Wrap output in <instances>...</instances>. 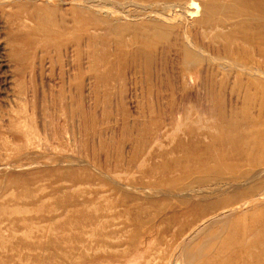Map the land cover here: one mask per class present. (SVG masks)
Masks as SVG:
<instances>
[{
  "label": "rangeland",
  "instance_id": "obj_1",
  "mask_svg": "<svg viewBox=\"0 0 264 264\" xmlns=\"http://www.w3.org/2000/svg\"><path fill=\"white\" fill-rule=\"evenodd\" d=\"M61 1L67 9L70 0ZM253 17L246 19L262 16ZM57 20L41 1L0 0V218L31 220L0 246V264H187L175 257L181 240L230 209L224 202L242 189L214 187L246 182L205 172L184 178L190 154L178 147L199 121L260 118L264 79L226 66L236 59L217 51L226 42L213 44V34L203 41L193 33L224 67L208 56L187 75L181 55L161 46L151 62V50L73 53L55 37ZM232 30L223 27V35ZM246 170L251 178L264 165ZM253 187L263 189L264 179L243 191ZM256 225L197 236L192 250L204 256L194 264H264V239L252 240Z\"/></svg>",
  "mask_w": 264,
  "mask_h": 264
},
{
  "label": "bare ground",
  "instance_id": "obj_2",
  "mask_svg": "<svg viewBox=\"0 0 264 264\" xmlns=\"http://www.w3.org/2000/svg\"><path fill=\"white\" fill-rule=\"evenodd\" d=\"M37 1L49 8L51 16L58 15L55 37L64 41L67 49L73 53L114 51L117 54L135 53L141 56L144 51L151 50V62L154 50L161 46L164 51H177L182 57L186 74L195 75L208 63L209 58L211 63L224 65L220 60L211 58L194 40L193 33L199 32L203 41L213 34V44L224 39L226 43L217 51L223 50L236 59L226 66L236 69L242 75L264 79V71L261 69L264 66V0H233L229 5H225L223 0H70L67 9L66 3L61 0ZM220 15L223 18H218ZM253 16L263 18L254 21L246 19ZM197 21L198 25H195ZM229 25L233 26V30L224 36L223 27ZM236 37L242 40V44L236 43ZM108 42L114 43L113 49L107 45ZM256 82L258 80L253 79L251 83ZM259 115L260 118H245L247 123H240L235 117L227 119L222 116L215 127H206L199 121L197 126L189 128L188 143H180L178 148L190 154L187 155L190 164H186L184 178L196 172H205L214 174L219 181L224 175H231V182L245 180L246 183L238 186L226 183L214 187L213 192L226 190L232 193L234 189H242L236 200L224 202L230 209L202 221L198 227L200 231L196 228L181 240L176 259L180 257L187 264L201 261L204 256L201 248L199 252L192 250L194 248L191 243L197 236L217 226L223 230L231 227L237 230L248 221L256 222L258 227H253L258 230L252 240L257 243L259 238L264 239V188L253 187L243 191L248 183L263 180L264 171L253 172L251 178L250 171H241L243 167L253 170L264 165V111ZM204 137L212 139L211 143H206ZM237 200L240 202L233 207ZM252 209L256 210L247 220H235L237 216H244ZM30 222L27 217L19 220L0 218V246L13 242L17 225H25L28 229ZM181 227L187 226L184 224ZM210 238L207 241H212L213 237ZM241 239L238 252L246 248L243 244L244 234ZM206 243V246H210ZM219 251L220 254L225 253V249Z\"/></svg>",
  "mask_w": 264,
  "mask_h": 264
}]
</instances>
